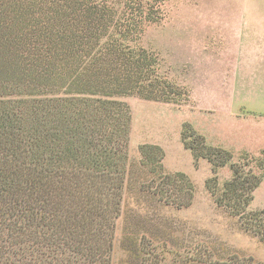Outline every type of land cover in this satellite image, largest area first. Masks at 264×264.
I'll return each mask as SVG.
<instances>
[{
    "label": "rangeland",
    "instance_id": "obj_1",
    "mask_svg": "<svg viewBox=\"0 0 264 264\" xmlns=\"http://www.w3.org/2000/svg\"><path fill=\"white\" fill-rule=\"evenodd\" d=\"M34 1L60 2L21 0ZM145 1L156 21L140 31L139 44L159 58L183 100L117 99L132 117L126 175L93 199L78 193L70 173L41 171L24 148L0 145V264H38V257L73 264L70 257L80 258L83 247L96 254L95 246H104L98 264H264L257 232L264 215L252 219L264 212V180L247 205L219 203L233 166L260 172L241 155L264 158V0ZM57 92L39 97H66ZM144 145L163 152L155 172L144 163ZM220 149L232 154L225 165ZM179 173L194 187L191 201L166 187V175ZM216 179L215 195L209 186ZM101 194L109 196L103 203Z\"/></svg>",
    "mask_w": 264,
    "mask_h": 264
},
{
    "label": "trees",
    "instance_id": "obj_2",
    "mask_svg": "<svg viewBox=\"0 0 264 264\" xmlns=\"http://www.w3.org/2000/svg\"><path fill=\"white\" fill-rule=\"evenodd\" d=\"M151 10L145 0L34 1L28 6L21 0L8 6L0 2V145L8 151L24 148L41 171L70 173L87 200L96 189L122 185L132 117L129 106L117 99L183 100L181 90L160 71L159 58L139 44L140 31L156 21ZM58 90L66 97H39ZM24 95L30 98L19 97ZM6 96L18 98L3 100ZM140 152L153 172L159 169V146L144 145ZM222 153L228 155L220 164L225 165L232 154L220 149ZM243 160L257 162L260 172L247 169ZM241 162L243 168L233 166L234 178L219 200L227 208L247 205L264 180V158L254 160L244 152ZM166 183L191 201L194 187L185 175H166ZM217 185L209 186L212 194ZM103 195L100 203L109 197ZM262 215L255 213L252 219L261 222ZM257 232L264 235V227ZM95 247L96 254L83 247L80 258L69 259L98 264L104 246ZM37 259L38 264L48 262Z\"/></svg>",
    "mask_w": 264,
    "mask_h": 264
}]
</instances>
